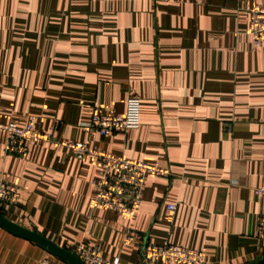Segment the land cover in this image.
Masks as SVG:
<instances>
[{
    "label": "crops",
    "instance_id": "1",
    "mask_svg": "<svg viewBox=\"0 0 264 264\" xmlns=\"http://www.w3.org/2000/svg\"><path fill=\"white\" fill-rule=\"evenodd\" d=\"M261 2L0 0V121L53 135L17 154L0 134V176L20 187L17 203L0 201L5 215L73 252L100 245L119 264H160L143 249L165 241L202 250L206 264L263 255L264 43L249 32ZM131 96L138 128L92 133L97 107L124 115ZM65 139L172 175H148L136 215L118 214L95 204L97 163ZM45 257L67 264L0 226V264Z\"/></svg>",
    "mask_w": 264,
    "mask_h": 264
},
{
    "label": "built area",
    "instance_id": "2",
    "mask_svg": "<svg viewBox=\"0 0 264 264\" xmlns=\"http://www.w3.org/2000/svg\"><path fill=\"white\" fill-rule=\"evenodd\" d=\"M249 32L255 45L264 43V2L255 4L251 9ZM141 124V102L136 96L127 101V109L121 115L111 108L102 111L97 107L86 123L92 133L108 137L113 132L138 128ZM0 134L6 136L8 153L26 154L31 141L52 140L51 132L35 127L33 122L20 126L13 122L0 121ZM68 148L79 160L92 158L98 166V177L94 181L95 204L115 211L127 217H134L142 200V192L146 177L155 175L169 177V167L156 165L144 160L126 157L92 145L89 140L77 141L65 139L57 142ZM257 195H264V186L255 189ZM20 198L18 183L0 176V201L17 203ZM175 209V204H170ZM258 233L264 236V214L259 216ZM128 236L126 243H130ZM143 254L160 262V264H206L202 250L165 241L161 244L147 243ZM75 253L87 264H119V259H108L104 256L100 245L83 241L78 244ZM39 264H61L49 257L43 258Z\"/></svg>",
    "mask_w": 264,
    "mask_h": 264
},
{
    "label": "water",
    "instance_id": "3",
    "mask_svg": "<svg viewBox=\"0 0 264 264\" xmlns=\"http://www.w3.org/2000/svg\"><path fill=\"white\" fill-rule=\"evenodd\" d=\"M0 226L20 237L38 243L39 245L47 249L49 252H51L53 255L63 260L67 264H87L75 252L62 247L52 239H49L48 237L41 235L35 229L27 228L13 221L12 219H10L1 212V207H0ZM249 264H264V254L257 255L250 261Z\"/></svg>",
    "mask_w": 264,
    "mask_h": 264
},
{
    "label": "trees",
    "instance_id": "4",
    "mask_svg": "<svg viewBox=\"0 0 264 264\" xmlns=\"http://www.w3.org/2000/svg\"><path fill=\"white\" fill-rule=\"evenodd\" d=\"M1 212L5 215V213H4V211L2 210V208H1Z\"/></svg>",
    "mask_w": 264,
    "mask_h": 264
}]
</instances>
